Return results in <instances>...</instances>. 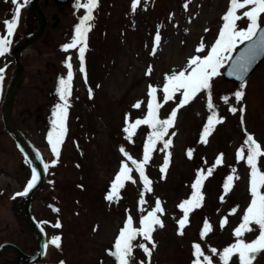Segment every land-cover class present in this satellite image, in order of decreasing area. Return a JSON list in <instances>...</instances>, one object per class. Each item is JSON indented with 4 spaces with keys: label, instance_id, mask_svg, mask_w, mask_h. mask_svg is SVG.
<instances>
[{
    "label": "rangeland",
    "instance_id": "1",
    "mask_svg": "<svg viewBox=\"0 0 264 264\" xmlns=\"http://www.w3.org/2000/svg\"><path fill=\"white\" fill-rule=\"evenodd\" d=\"M132 3L133 0H105L102 16L105 19L100 23L108 31H104L99 23L94 27L95 23L91 21L92 34L101 37L100 41L96 40L97 50H93L90 59L85 55L84 61L87 80L93 82V87L86 85L87 80L80 71L78 49L62 52V44L71 42L74 19L67 16L70 10L63 13L66 15L60 27L49 28L21 56L24 71L12 103V115L31 142L42 149L46 164H49L47 179L33 199V214L48 217L54 223L63 219L66 224L62 230L65 232L63 253H56L51 246L47 257L38 261L42 264H60L56 262L60 256H64V264H118L110 251H114L115 241L127 217L131 215L134 227H140L141 217L155 207L157 199L164 209L161 219L165 226L157 227L153 233L156 247L150 264H192L194 243H200L205 254L213 257V264H222L219 253L236 242L234 229L242 222L250 204V168L245 161L238 162L237 152L244 144L246 132L264 147V60L244 84L225 80L222 77L224 66L220 69L221 75L213 78L212 103L222 122L215 124L207 143L201 142V135L212 115L207 103L208 94L199 93L179 109L174 126L164 137L172 140L171 146L161 151L163 142H158L145 166L146 175L152 181V191H144L136 166L121 152L123 148L134 160L143 159L144 145L152 129L140 125L128 140L123 131L126 117L130 116L131 121L144 118L150 100L149 85L159 89L157 96L162 102L166 75L184 69L191 56H202L210 50L218 38L230 0H140L134 12ZM79 10L83 16L86 10ZM24 11L23 7L21 14ZM2 17L4 13H0V25ZM36 21L30 18V23L24 18L23 31H20L22 37L26 36L22 33ZM248 23L247 18L241 19L237 22L238 28H245ZM260 23H264V16ZM65 29L68 35L64 37ZM157 33L160 36L158 46L155 43ZM202 41L207 47L204 52L197 53ZM58 48H61L60 52ZM69 56L74 73L71 97L77 98L71 103L75 108L72 117L67 116V133L58 163L52 166L56 157L47 137L52 130L55 106L62 103L58 81L61 76H67L65 60ZM4 57L10 68H5L0 83V244L9 240L33 252L37 248V238L23 219L20 210L22 196L16 195L23 192L33 167L19 152L2 122L1 106L16 66L10 51ZM4 64L3 61L0 68H4ZM149 66L151 75H146ZM242 85L244 97L237 102L234 93L240 91ZM51 92L55 93L52 95ZM180 98L177 94L175 100L164 104L159 117L166 119ZM138 101L143 102L141 107H133ZM233 107L237 109L235 113L230 111ZM189 149L193 150L191 158L187 155ZM168 152L171 153L170 163L166 173H162L161 167ZM220 154H223V162L203 183L202 207L190 212L189 222L180 235L177 222L183 212L178 205L190 198L191 185L199 170L206 173ZM122 162L132 168L135 183L126 181L120 190V198L108 201L106 196ZM259 166L264 170V157L260 158ZM233 168L239 179L234 180V187L225 195L223 184ZM142 194L143 205L140 204ZM233 208L237 209L234 215L231 214ZM224 217L228 222L221 227ZM205 220L211 224L212 231L202 238ZM257 235L258 229L246 233L243 238L250 242ZM137 239L151 248L142 237ZM212 248L218 253L213 254ZM141 262L149 264V259L142 249L136 247L130 264ZM0 264L32 263L8 251L0 254ZM230 264H238L237 258L233 257ZM252 264H264V252L258 254Z\"/></svg>",
    "mask_w": 264,
    "mask_h": 264
},
{
    "label": "snow or ice",
    "instance_id": "2",
    "mask_svg": "<svg viewBox=\"0 0 264 264\" xmlns=\"http://www.w3.org/2000/svg\"><path fill=\"white\" fill-rule=\"evenodd\" d=\"M15 6V12L13 18L5 20L6 32L0 34V57L4 56L10 51L12 44V37L15 33V29L18 27L21 9L25 7L30 0H12ZM140 4V0H133L132 11L134 12L137 6ZM77 8L85 9V14L81 17L78 24L75 25V35L70 43L64 44L62 49L67 52L70 49H78V59L80 61V71L84 74L85 80H87L86 69L84 67L85 52L87 50L88 33L92 28L91 21L94 19L93 11L98 7V0H86L81 2L77 0ZM187 8V4L184 5ZM247 9L238 14L240 10ZM264 16V0H230L229 7L226 13L223 15V25L218 33V38L210 46V50L205 55H193L189 58L187 66L180 70H173L171 74L166 75V82L163 85V101L158 100L157 93L159 89L155 86L149 85L148 95L150 97L147 103V115L144 118H138L131 121L130 116L126 117V127L123 131L127 134V139L131 140L135 135L137 128L140 125H148L152 129L151 133L147 137V141L144 145L143 159L140 161L134 160L127 152L121 148V152L127 157V160L131 161L139 172V176L143 181L144 191H152V181L146 175L145 166L149 163L151 155L155 150V146L158 142H163V148L161 151L168 149L172 140H165L164 137L168 134L170 127L174 126L177 113L180 108L190 103L199 93L206 92L207 103L212 115L209 116L206 126L203 128L201 135V142L207 143L208 136L214 130V126L217 123H221L222 119L219 118L215 112L214 105L212 103L211 89L212 81L214 77L221 75L220 69L224 66L226 61L232 59L231 53L235 51L238 44H244L246 41L252 42L249 44L245 53H242L237 62L232 65V71L230 75L237 76L238 79L243 80L244 74L249 70V66L256 56L264 52V27L261 26V17ZM247 18L249 23L245 28H238L237 22L241 19ZM254 38H256L254 40ZM160 41L159 33L155 37V43L158 46ZM206 45L203 41L196 49L197 53H202L206 49ZM155 54V49L153 51ZM71 56L65 60V66L68 69L67 76H61L58 81L59 98L62 103H58L55 106L53 112L54 119L52 120V130L48 134V142L51 146V151L56 157L51 163L54 166L58 163L60 156L61 145L64 142L67 133V116L68 109L70 107L69 99L72 95V81L74 78L73 65L71 62ZM151 66L146 72V75H151ZM5 68H0V83L4 79ZM91 92V90H90ZM177 94H180L177 107L174 108L166 119L159 117V110L169 101L175 100ZM237 102L241 101L244 97L243 85L241 90L234 93ZM227 100V97H225ZM142 101H138L133 105L135 108H140ZM230 111L235 113L237 109L231 108ZM241 111H243L241 109ZM243 119V118H242ZM174 135V133H173ZM189 158L193 155V150L189 149L187 152ZM171 153L168 152L161 172L166 173L170 163ZM264 157V147L254 138L252 134L246 132V139L243 146L237 152V160L245 161L250 168V195L251 201L246 208L242 222L234 229V235L237 238L235 243L225 247L222 252L219 253V260L222 264H230L233 261V257H236L238 264H252L256 256L261 252H264V170L259 166L260 158ZM223 162V154L215 161L213 167L205 170L201 169L198 175L191 185L193 191L189 199H185L178 207L182 210L183 216L178 220L179 234L183 235V230L189 222V214L193 210L202 207L204 196L202 193V187L204 181L213 174L216 166ZM49 168V164H44L45 171ZM132 168L128 166L127 162H122V166L115 176V179L111 183L110 191L108 192L106 199L108 201L118 200L120 198V190L124 188L126 181H132L131 175ZM40 178V174L35 168L32 169L31 180L27 184L25 190L20 193H16L17 196L27 195L32 190L37 181ZM239 179L236 175V169H232V174L228 175L225 183L223 184L224 194L226 195L234 187V180ZM223 202L224 196L220 197ZM143 194L141 196L140 204L143 205ZM59 211V209H54ZM143 211V208L140 209ZM237 209L233 208L231 214L234 215ZM164 213L161 201L159 199L155 202V207L144 215L140 219V227H134L133 218L129 215L126 222L121 228L118 238L114 244V251H110V255L114 256L118 261V264H130L133 258L134 248L138 247L143 250L146 256L150 259L152 251L155 249L156 244L153 240V233L157 227L163 228L164 222L161 219V215ZM227 217L221 222V227L227 224ZM256 226V228L253 227ZM56 228H61L62 225L59 221L55 225ZM258 229V235L249 241H246L243 237L246 233L256 231ZM212 231L211 224L205 220L203 229L201 231V237L207 236ZM137 237H142L144 241L151 244V248L147 243L134 244ZM50 243L55 247L61 246V237L59 235L52 237ZM47 247V245H46ZM194 260L192 264H213V257L206 255L201 247L200 243H194L193 245ZM213 254H217L218 250L211 249ZM63 264V262H61ZM143 264V262H141Z\"/></svg>",
    "mask_w": 264,
    "mask_h": 264
},
{
    "label": "water",
    "instance_id": "3",
    "mask_svg": "<svg viewBox=\"0 0 264 264\" xmlns=\"http://www.w3.org/2000/svg\"><path fill=\"white\" fill-rule=\"evenodd\" d=\"M262 27H264V26H262ZM31 39L27 42V44L30 43ZM255 39L256 38H254V40ZM250 43H252V42L246 41L241 46V48L238 50V52L233 56V58L230 60L228 66H227V69L225 71V77L226 78L236 79L238 81H244L247 78V76L251 73V71L256 67V65L260 62L261 58L264 56V52L259 53L256 56V58L252 61L251 65L249 66V70L247 71V73L244 74L243 80L238 79L237 76H235V75L229 74L232 71V65L237 62L238 58L241 56L242 53L246 52V49L248 48ZM23 47L24 46L17 48V51L21 52ZM21 74H22V64L19 63L17 66V69L14 73V76L11 80V83L8 87L7 95H6L5 102H4V105L2 108V120H3V123L5 125L6 130L11 135H13V137L15 138V140L17 142L18 147L35 164L36 170L40 174V178L37 181L36 186L32 190H30L28 192V194L26 195V199L23 202V211L25 214L26 221L35 229L41 230L37 226V224H35V222L33 221V218H32L31 212H30V204H31V200H32L33 195L35 194L36 190L38 189V187L41 185V183L44 180L45 173H46V171L44 169V162H43L42 157H41V152L37 148L32 146L31 143L28 142L25 135L21 132V130L15 124V122L12 118V115H11V104H12L16 89H17V87L21 81ZM41 232L43 235L41 238H39V249H40L39 254L29 255V254L23 252L19 246H17L16 244H13V243H5L3 246H1L0 253H2L6 247H13L18 251V253L20 255H22L24 257L34 258V259L42 258L45 251H46V248H47L46 247L47 239H46L44 232L42 230H41Z\"/></svg>",
    "mask_w": 264,
    "mask_h": 264
},
{
    "label": "flooded vegetation",
    "instance_id": "4",
    "mask_svg": "<svg viewBox=\"0 0 264 264\" xmlns=\"http://www.w3.org/2000/svg\"><path fill=\"white\" fill-rule=\"evenodd\" d=\"M40 4L43 7V9L47 11V13H50L51 10H54V12L62 13V11L65 9V8H62L61 6H56L52 0H41ZM54 12H51L50 14H48V16H51ZM51 25L52 24L49 23L47 26V29ZM54 25L58 26L59 23L54 24Z\"/></svg>",
    "mask_w": 264,
    "mask_h": 264
},
{
    "label": "bare ground",
    "instance_id": "5",
    "mask_svg": "<svg viewBox=\"0 0 264 264\" xmlns=\"http://www.w3.org/2000/svg\"><path fill=\"white\" fill-rule=\"evenodd\" d=\"M214 186H213V188H216V184H213ZM37 264H42V263H37Z\"/></svg>",
    "mask_w": 264,
    "mask_h": 264
}]
</instances>
